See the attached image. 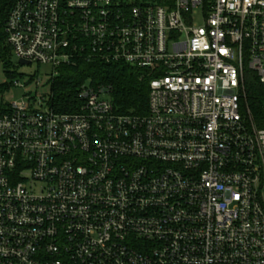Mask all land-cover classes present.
<instances>
[{
    "label": "built area",
    "instance_id": "2783aa9c",
    "mask_svg": "<svg viewBox=\"0 0 264 264\" xmlns=\"http://www.w3.org/2000/svg\"><path fill=\"white\" fill-rule=\"evenodd\" d=\"M4 32L52 80H151L146 114L89 81L70 112L0 86V264H264V0H16Z\"/></svg>",
    "mask_w": 264,
    "mask_h": 264
},
{
    "label": "trees",
    "instance_id": "16d2710c",
    "mask_svg": "<svg viewBox=\"0 0 264 264\" xmlns=\"http://www.w3.org/2000/svg\"><path fill=\"white\" fill-rule=\"evenodd\" d=\"M16 0H0V63L10 64L11 49L6 43L4 25ZM91 79L93 84L112 87L111 99L123 114H146L148 109L149 82L146 71L122 65L105 66L99 63L83 64L60 69V76L51 85L52 105L59 112L73 111L78 88ZM4 90V89H2ZM250 108L254 116L260 115L264 98L262 92L249 90Z\"/></svg>",
    "mask_w": 264,
    "mask_h": 264
},
{
    "label": "rangeland",
    "instance_id": "374dc122",
    "mask_svg": "<svg viewBox=\"0 0 264 264\" xmlns=\"http://www.w3.org/2000/svg\"><path fill=\"white\" fill-rule=\"evenodd\" d=\"M196 22L200 24V18H196ZM51 73L52 68L48 66H40L35 63L27 66L18 65V59L13 55V53H11L9 65L0 63V86L3 85L5 81L8 83L3 87V89L5 91H8L9 89L11 90L9 94L12 97V101L14 102L20 101L25 97L24 89H29L28 95L31 97H33L36 92L46 95L48 94L49 90H51V85L54 81L50 76ZM59 76L55 77L54 79L58 78ZM38 79L41 85L36 86L35 82ZM87 81L93 84L91 79ZM15 82H20L23 87L15 88Z\"/></svg>",
    "mask_w": 264,
    "mask_h": 264
},
{
    "label": "water",
    "instance_id": "95a60500",
    "mask_svg": "<svg viewBox=\"0 0 264 264\" xmlns=\"http://www.w3.org/2000/svg\"><path fill=\"white\" fill-rule=\"evenodd\" d=\"M18 65L27 66V65H29V62H26V61H23V60H18Z\"/></svg>",
    "mask_w": 264,
    "mask_h": 264
}]
</instances>
